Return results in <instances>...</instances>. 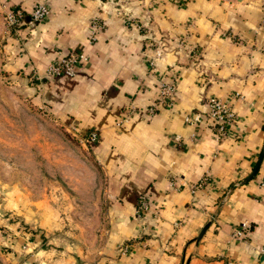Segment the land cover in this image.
<instances>
[{"label":"crops","instance_id":"crops-1","mask_svg":"<svg viewBox=\"0 0 264 264\" xmlns=\"http://www.w3.org/2000/svg\"><path fill=\"white\" fill-rule=\"evenodd\" d=\"M37 1L50 14L29 24ZM8 6L22 19L7 67L37 68V93L63 123L79 135L99 130L92 147L109 183L103 243L43 249L36 264H264V0H0ZM95 16L105 25L90 43ZM153 40L164 54L151 67ZM81 48L88 60L76 76L45 74L58 49ZM164 76L176 83L171 101L158 97ZM209 95L235 112L219 140ZM198 112L200 121H185ZM141 192L152 202L144 228L135 215Z\"/></svg>","mask_w":264,"mask_h":264},{"label":"rangeland","instance_id":"rangeland-1","mask_svg":"<svg viewBox=\"0 0 264 264\" xmlns=\"http://www.w3.org/2000/svg\"><path fill=\"white\" fill-rule=\"evenodd\" d=\"M13 34L0 8V264H36L43 249L103 243L109 183L93 147L37 93L42 78L7 67Z\"/></svg>","mask_w":264,"mask_h":264},{"label":"built area","instance_id":"built-area-1","mask_svg":"<svg viewBox=\"0 0 264 264\" xmlns=\"http://www.w3.org/2000/svg\"><path fill=\"white\" fill-rule=\"evenodd\" d=\"M50 14V7L47 2L44 1H37L34 6L32 7L31 11L29 12L28 23L33 24L34 22L48 17ZM3 17L6 22V25L9 29L13 31V33L17 34V28L19 22L22 19V12L13 7H5L3 9ZM133 22L136 24L137 27L144 26L143 22L136 21L133 19ZM105 25V21L98 16H95L90 21V34L88 36V40L91 43L93 40L96 39V34L103 28ZM183 39L179 40L182 43ZM152 55L150 57V65L151 67L155 66L156 60L162 58L164 54V49L162 48V44L152 41ZM88 60V54L84 48L80 50L70 49L66 52L62 51V49H58V57L49 61L44 68V72L46 75H55V76H62L66 75L69 77H74L80 71L82 65ZM33 75L35 78L40 79L42 78V74L39 72L37 68H32ZM158 97L161 100L171 101L172 96L176 92V83L175 80L171 77L168 78L167 76L162 77L159 80L158 84ZM206 104V115L207 119H210V124L214 126V136L216 139H221L225 134H227L230 126L234 123L235 112L230 106V104L221 98L215 95H209L205 99ZM134 111L132 107L130 110L126 112V114L118 119L115 122L117 127H125L128 123L131 113ZM147 111L149 114H153L155 108L153 105L148 106ZM185 121L190 124L195 123L196 121H200L202 119V115L200 112L196 113L194 116L185 115ZM75 128V127H74ZM100 132L97 129L90 130L86 134L80 135V139L90 146H94L98 141ZM203 180L196 182L191 187V192H195L197 187H200ZM152 210V202L150 197L141 192L137 196V206L135 208V215L142 219L141 227H145L146 225V215H151ZM241 228H246V222H242L240 225ZM240 233V230H237ZM237 232V233H238ZM126 247V245H125ZM124 247V248H125Z\"/></svg>","mask_w":264,"mask_h":264},{"label":"water","instance_id":"water-1","mask_svg":"<svg viewBox=\"0 0 264 264\" xmlns=\"http://www.w3.org/2000/svg\"><path fill=\"white\" fill-rule=\"evenodd\" d=\"M207 225L203 226V228L201 229V231L199 232L197 238L199 239L202 235V233L204 232V230L206 229Z\"/></svg>","mask_w":264,"mask_h":264},{"label":"trees","instance_id":"trees-1","mask_svg":"<svg viewBox=\"0 0 264 264\" xmlns=\"http://www.w3.org/2000/svg\"><path fill=\"white\" fill-rule=\"evenodd\" d=\"M98 130V129H97Z\"/></svg>","mask_w":264,"mask_h":264}]
</instances>
